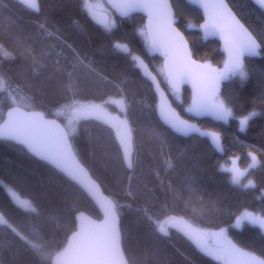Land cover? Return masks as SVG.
I'll return each instance as SVG.
<instances>
[{"label": "trees", "instance_id": "1", "mask_svg": "<svg viewBox=\"0 0 264 264\" xmlns=\"http://www.w3.org/2000/svg\"><path fill=\"white\" fill-rule=\"evenodd\" d=\"M170 1L192 57L222 69L225 58L218 44L201 40L199 12L183 0ZM227 2L258 42L264 40V9L251 0ZM85 5L86 0H38V11H32L19 0H0V123L12 105L40 111L63 125L79 104L122 98L125 110L117 113L130 124V164L113 129L103 123L77 122L70 141L79 161L116 206L128 264H218L166 227L168 235L159 231L161 219L154 215L167 206L174 210L170 219L190 215L196 227L204 221V230L223 229L239 246L264 259V233L255 226H233L241 213L264 211V45L258 58L246 61L245 78L237 72L224 80L219 98L233 113L227 124L200 121L201 127L222 134L219 152L214 146L218 135L216 141L201 135L179 138L158 119L153 76L146 75L157 70L158 59L142 37L144 18L114 17V25L101 28ZM116 44H126L129 52ZM133 56L138 57L135 62ZM78 57L99 75L85 79L81 73L87 70ZM72 64H77L76 71ZM159 81L167 91L165 81ZM167 93L177 112L190 120L183 110L188 90L176 97ZM252 111L257 115L239 131V120ZM244 148L257 152L261 165L233 183L222 167L233 152L245 161ZM8 191L30 200L37 212L14 205ZM79 212L101 217L77 186L20 146L0 140V213L23 237L45 244L41 253L26 251L24 241L0 224V264H50L74 232Z\"/></svg>", "mask_w": 264, "mask_h": 264}, {"label": "snow or ice", "instance_id": "2", "mask_svg": "<svg viewBox=\"0 0 264 264\" xmlns=\"http://www.w3.org/2000/svg\"><path fill=\"white\" fill-rule=\"evenodd\" d=\"M19 2L26 5L32 11H38V0H19ZM254 3L259 5L261 8H264V0H254ZM85 6L88 11H91L92 7H94L88 5L87 0ZM114 6L123 9L122 15H127L128 11L140 7L157 9L167 8L166 3H147L145 0H122L121 3L115 4ZM215 7L222 11L218 17H214L205 26L206 31L213 35L219 34L225 41L229 61L225 63L223 72L217 73L215 69L211 70L215 73L212 77L213 94L215 93V88L218 85L219 80L227 79L228 74H235L239 71L241 78H245L246 73L243 71L241 57L245 54L257 55V49L264 45V40H260L258 43V37L255 36L253 32L249 31L243 23H241L240 19L233 13L232 9L229 8V5L225 3L224 0H218V4H216ZM152 15L153 13L150 12L149 16L151 17ZM156 15L159 20L162 14L157 13ZM172 31L179 38L180 42L184 44L185 42L183 41V37L180 33L176 32L175 29ZM49 35H51V33H49ZM152 45L154 47H159L155 38L152 39ZM116 47L120 48L121 46L117 44ZM122 50L126 53L129 52L127 47H124ZM164 54L167 56L169 55V52L165 50ZM4 55L8 56V53L5 52ZM185 55L188 57L190 63L195 64V61L191 60L192 53L187 51L186 45ZM77 59L78 64L87 70L81 73L85 79H88L91 75L95 74V69L92 68L91 64L85 63L84 59H79V57ZM137 59L138 57H132L134 62ZM71 67L73 71L77 70V64H72ZM198 67L210 66L203 65ZM69 75H72V73L70 72ZM190 78H192L191 71L187 69L179 70L174 73L173 86L177 87L179 83H182ZM193 110L198 113L211 112L215 115L217 120H223L225 122L228 117L233 115L231 109L226 108L222 102L217 104L205 99H200L199 102H196ZM160 111L162 118L172 130L183 135L199 131L194 126L188 124L187 121L180 119L174 110L162 107ZM255 115H257V113L252 111L248 115L241 118L239 120L240 130L243 131L249 119ZM7 116L8 119L3 125H0V139L16 141L19 144L26 146L29 152L34 154L36 157L49 162L56 168L61 169L73 181H76L80 185L84 186L87 191L91 192L95 188V184L86 179L84 169L78 162L75 161L73 157L72 144L70 141V129L62 128L55 121L46 120L44 114L40 112L23 113L19 108H14L8 111ZM48 126L57 129L58 135L53 136L48 130ZM201 135L204 134L201 133ZM213 139L215 140V134H213ZM123 143H125V141L122 140V144ZM238 182L239 176H234L233 183ZM19 206H22V208L26 211L34 213L37 212V209L32 207L28 200H20ZM103 207L105 220L102 225L97 226L99 229L98 239L91 244L73 250L72 264H126V261L121 259L123 253L121 249V235L117 228L116 206L111 201H106ZM244 218L251 220L253 224L258 223L260 227L264 229V217H255L246 212L244 214ZM149 219L151 218L149 217ZM0 224L6 225L17 235V237L24 241L26 251L41 253L45 247V244L43 243L37 244L23 237L12 224L8 223L7 220L0 218ZM81 228L83 231L84 226L82 225ZM33 231L36 230L34 229ZM159 231L164 235H167V232L162 224L159 227ZM79 235L80 233H77L74 235L73 239H76V236ZM212 235L224 237V230L221 229L220 233H213ZM189 236L204 254L216 259H219V256L217 255L218 252H224L226 255H230L231 252L235 250V246L231 245V242L227 241L226 237H224V240L228 245H231L230 248H225L223 244L219 242L214 245L203 244L200 239V233L195 229L189 233ZM69 248H71V245ZM65 251L67 252L68 249ZM61 255H63V253L57 255V262H59ZM255 260L256 264H264V259L262 258L256 257Z\"/></svg>", "mask_w": 264, "mask_h": 264}, {"label": "water", "instance_id": "3", "mask_svg": "<svg viewBox=\"0 0 264 264\" xmlns=\"http://www.w3.org/2000/svg\"><path fill=\"white\" fill-rule=\"evenodd\" d=\"M183 1L188 6L195 8L201 16V22L198 25V31H199L202 42L204 43L205 42H216L218 44L219 53L222 54L225 58V63L228 62L229 55H228V51L226 50L225 41L221 38L219 34L213 35V34L208 33L205 27L214 17H218L222 11L215 7V5L218 4V0H183ZM251 1L254 2V0H251ZM103 2L107 6V8L110 10L113 17L118 18L120 20L127 19L131 16H141L144 18V30H145V36H146V43H147L149 50L152 51L153 55L158 60L161 61V68H162L163 77L165 79L166 88L176 95H181L184 89L188 90L189 92L188 111H189V114L195 117L194 121H191L181 116L177 112V110L173 107L171 100L168 96V93L162 87L159 79L156 76H153L151 78L150 82L152 85L153 92L155 93L156 99H157V107H156L157 116L161 123H163L165 126L170 128L161 116L160 110L162 107H164V108H169V109L174 110L175 113L178 114L180 119L187 121L188 124L194 126L196 129L199 130L197 132H190L188 133V135H183L170 128L173 131V133L179 138L187 139L191 137L200 136L201 134L200 121L205 120V119H209L214 123L221 122V123L227 124V120L226 122L223 120H217L215 115H213L211 112H199L198 113L197 111L193 110L195 103L199 102L200 99H205V100L215 103V101L219 98L222 92V87H223V83L225 79L219 80V83L215 88V93L213 94L212 77L215 75V73H213L211 70L215 68L210 65H208L210 67H198V66H203L207 64L197 61L192 56H191V60L195 61V64H192L189 62L188 57L185 55V45H186L187 51H189L186 38L184 34L177 28L178 19L175 16V12H174V9L172 7L170 0H145V2L147 3H154V2L166 3L167 8L157 9V8L140 7V8H135V9L128 11L127 15H122L123 9L114 6L115 4L121 3L122 0H111V2L110 0H103ZM224 2L228 4L227 0H224ZM229 8H231L230 5H229ZM150 12L153 13L151 17L149 16ZM157 13L162 14L159 20L157 19V15H156ZM233 13L235 14L234 11ZM93 15L96 20L95 22L99 27L104 28L108 25L109 18H110L109 14L105 12L94 11ZM173 29H175L176 32H179L180 35L183 37V41L185 42L184 44L180 42L179 38L172 31ZM153 38H155L159 47H154L152 45ZM120 46H121L120 47L121 50L124 47H127V49L129 50V47L126 44H121ZM165 50L169 52V55L166 56L164 54ZM260 50L261 48L257 49V53H258L257 55L245 54L244 56L241 57L243 69H244V66L247 60H252L260 56ZM122 52L127 54L123 50ZM225 63H224V66H225ZM183 69H187L191 71L192 78L187 79L184 82L179 83L177 87H174L173 86L174 73L179 70H183ZM216 72L219 73L217 70ZM14 108H19L21 112L23 113L40 112L36 110H26V109L16 107V106L10 107L9 109L5 111L3 120L1 121L0 125H3L4 122L8 119V116H7L8 111ZM45 119L50 120V121H55L62 128H64L63 125L54 118L45 117ZM48 130L52 133L53 136L58 135V131L54 127L48 126ZM207 136L208 138L213 139V133H210V134L208 133ZM216 138H217V134H215V139ZM0 140L10 142L16 146H20L30 156L40 161L41 163H44L49 168H51L55 172L62 175L66 180H68L69 182L77 186L84 193V195L88 198V200L92 203V205L96 208V210L99 212L101 216L100 219H95L89 216L88 214H86L85 212L77 213L75 215L74 232L71 235H69L63 249L57 252L55 255H53L50 260V264H72L73 250L79 247L91 244L98 239L99 229L97 226L102 225V223L105 220L103 205L105 204L106 201H111L112 203L113 201L104 194L100 185L92 178L89 171L79 161V159L77 158L73 150V147H72V154H73L75 161L78 162L80 166L84 169V175L86 179L90 181L91 183L95 184V188L91 192L87 191V189L84 186L80 185L76 181H73L61 169H58L55 166L51 165L49 162L39 157H36L34 154H32L31 152L27 150L26 146L21 145L16 141H10L7 139H0ZM245 157L248 161L246 165L248 170H256L260 167L261 161L257 153H254L252 151H247L245 153ZM234 162H236V160H234ZM116 218H117V228L120 231V235H121L120 220H119V216L117 212H116ZM82 225L84 226L83 231L81 228ZM165 227L171 232H174L178 234L179 236H181L194 249H196L197 251H201L196 246V244L191 240L189 233L192 231L185 222H183L182 220H178V219H169L166 222ZM77 233H80V235L76 236V239H73L74 235H76ZM213 233H220V231L217 230V231L210 232L209 237L211 240V244L214 245L217 242H219L223 244V246L225 247L226 246V242L224 240L225 234H224V237H218V236L212 235ZM200 239H201V242L206 245V238L203 236H200ZM70 245H71V248H69ZM66 249H68L67 252L65 251ZM121 249L123 253L121 259L123 261H126V264H128V261L123 252L122 240H121ZM61 253H63V255L60 256L59 262H57L56 257L57 255Z\"/></svg>", "mask_w": 264, "mask_h": 264}, {"label": "rangeland", "instance_id": "4", "mask_svg": "<svg viewBox=\"0 0 264 264\" xmlns=\"http://www.w3.org/2000/svg\"><path fill=\"white\" fill-rule=\"evenodd\" d=\"M90 2H91L90 5L94 6V7H92L91 11H89V14L93 20H95V17L93 15L94 11L105 12V13L109 14V16H110L107 26L109 27L110 25H114V17L112 15V13L110 12V10L107 8V6L104 4L103 0H90ZM187 27L189 29L197 28V25L188 24ZM142 29H143L142 37L146 41L144 27ZM151 54H152V51H151ZM141 66L142 65L140 64V67ZM155 68L157 69L156 71H154L153 69L149 70V72L147 71V74H146L147 78L150 79L151 76H156L158 79L165 81V79L163 77V73H162L161 61L159 62V60H158L157 66ZM224 68H225V66L222 69H218V68H215V69L218 72H223ZM243 70H245V66H244ZM235 74H231V73L228 74V76H229L228 78H230V76H234ZM172 95L176 96L174 94H172ZM73 97H75V96L73 95ZM221 102L222 101L220 98H218L215 101V103H217V104L221 103ZM156 104L157 103H155V108L157 106ZM14 106L19 107L17 105H12V107H14ZM187 106L186 105L183 106V110L186 113H188ZM117 109H119V110L122 109L121 110L122 112H123V110H125V102L120 97L109 98L108 100H105L104 102H88V103L79 104L78 106H75L71 111L68 112V116L66 117V120L63 122V125H64L63 127L65 129H70L71 132H73V130H74L73 128L75 127L77 122H80L83 120H94V121H97L99 123H103L104 125L109 126L114 131L113 132L114 133V139H115L116 144L118 145L119 150L121 151V155H122L124 161L126 162V164H130L133 157H134L133 156V144H132L131 128H130V124H129L128 120L124 119L121 114L117 113ZM191 121H194V120H191ZM237 129H239V131H242V130H240L239 122L237 124ZM201 133L204 134V135H201L202 137H207V138H208V136H207L208 133L209 134L210 133L217 134L218 139H217V143L216 142L214 143L215 144L214 146L219 150V152L222 151V144L224 145V143H223V138H221L222 134L218 131V129L216 130L215 128H211L208 126H206V127L202 126V132ZM122 140L125 141V143L122 144ZM236 147H237V145H236ZM244 151L245 152L246 151H252L254 153H257L251 149H245V148H244ZM241 157H242L241 154L240 153L238 154V152H233V153L229 154L228 159H227L228 163H227V165H223L222 169L225 172H228L229 175H231L232 177L237 176V175L239 176V178L243 177L245 175V173L248 172V169L246 167L248 161L245 157L246 160L243 162H240L239 159ZM234 160H236V163H233ZM7 194L9 196V199L11 200V202L14 205H16L20 209L24 210L22 208V206H19V201L22 199L23 200H28V199L21 198L18 194L14 193L12 191H8ZM28 201L32 205L30 200H28ZM32 207H33V205H32ZM171 209H172V207L171 208L168 206L164 207V209H162V211H160L158 214L154 215V217L156 219H161L160 222L156 224L157 226L162 224L165 228L166 222L170 219L169 215H171L174 212V210H171ZM245 213L246 212L241 213L234 220L235 223L233 226L236 227L237 229H240L244 225L255 226V227H258L262 233H264V229H262L258 223L253 224L251 222V220L244 218ZM247 213H250L252 216H255V217H264V211H262L261 213H259V212H247ZM186 217L187 218H184V216H183V218H181V219L183 222H185L189 226L191 231L193 229L198 230V232L200 233V236H203L208 240L207 245H212L210 237H209V234L212 230H204V227H203L204 224L201 223L204 221H199L200 225H198L196 227L190 223V222H195L194 218L191 217L190 215H187ZM0 218L4 219V217L1 215V213H0ZM175 219H180V218H175ZM165 230H166L167 235H168V230L166 228H165ZM224 234H225L227 241H230L231 245L235 246V250H233L230 255H226L224 252H218L217 255L219 256V259H216L214 257H210V256L204 254L202 251H200V253L210 257L211 259H213L218 264H256L255 258L256 257L262 258L259 255L254 254V253H250L247 250H245L244 248H242L241 246H239L225 231H224ZM231 245H228L226 243L225 248H230ZM246 254H251V255H246Z\"/></svg>", "mask_w": 264, "mask_h": 264}, {"label": "flooded vegetation", "instance_id": "5", "mask_svg": "<svg viewBox=\"0 0 264 264\" xmlns=\"http://www.w3.org/2000/svg\"><path fill=\"white\" fill-rule=\"evenodd\" d=\"M165 89V88H164ZM167 89V88H166ZM167 91H169L168 89H167ZM170 93H172L171 91H169ZM172 94H174V93H172ZM174 95H176V94H174ZM169 96V95H168ZM176 96H180V95H176ZM175 96V97H176ZM170 98V97H169ZM188 108H189V103H188V106H187V111H188ZM188 115L191 117V119L190 120H195V117L193 116V115H191V114H189V111H188ZM185 118V117H184ZM201 124V123H200ZM201 126V125H200ZM201 132H202V127H201ZM201 135V134H200ZM216 141V140H215ZM233 163H236V162H233ZM207 242H208V240L206 239V245H207Z\"/></svg>", "mask_w": 264, "mask_h": 264}]
</instances>
